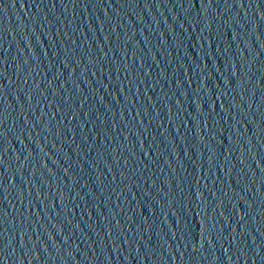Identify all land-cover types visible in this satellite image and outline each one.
<instances>
[{"label": "water", "instance_id": "95a60500", "mask_svg": "<svg viewBox=\"0 0 264 264\" xmlns=\"http://www.w3.org/2000/svg\"><path fill=\"white\" fill-rule=\"evenodd\" d=\"M0 264H264L240 0H0Z\"/></svg>", "mask_w": 264, "mask_h": 264}]
</instances>
